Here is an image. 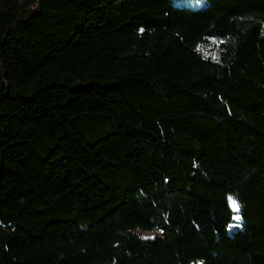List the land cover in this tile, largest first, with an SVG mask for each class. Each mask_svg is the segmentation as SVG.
Segmentation results:
<instances>
[{
  "label": "trees",
  "instance_id": "16d2710c",
  "mask_svg": "<svg viewBox=\"0 0 264 264\" xmlns=\"http://www.w3.org/2000/svg\"><path fill=\"white\" fill-rule=\"evenodd\" d=\"M0 264H264V0H0Z\"/></svg>",
  "mask_w": 264,
  "mask_h": 264
},
{
  "label": "rangeland",
  "instance_id": "374dc122",
  "mask_svg": "<svg viewBox=\"0 0 264 264\" xmlns=\"http://www.w3.org/2000/svg\"><path fill=\"white\" fill-rule=\"evenodd\" d=\"M136 233L140 234L142 237L144 238H151L153 236H155L156 234H158L159 232L156 230H152V231H141V230H136Z\"/></svg>",
  "mask_w": 264,
  "mask_h": 264
},
{
  "label": "snow or ice",
  "instance_id": "6c2138e0",
  "mask_svg": "<svg viewBox=\"0 0 264 264\" xmlns=\"http://www.w3.org/2000/svg\"><path fill=\"white\" fill-rule=\"evenodd\" d=\"M229 200L231 201L232 206H233L234 208H236V207H237L236 201H235L232 197H229ZM237 219H239V217H237Z\"/></svg>",
  "mask_w": 264,
  "mask_h": 264
}]
</instances>
